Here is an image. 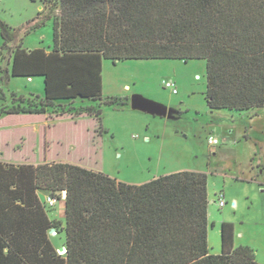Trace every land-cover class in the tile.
<instances>
[{
  "label": "trees",
  "instance_id": "1",
  "mask_svg": "<svg viewBox=\"0 0 264 264\" xmlns=\"http://www.w3.org/2000/svg\"><path fill=\"white\" fill-rule=\"evenodd\" d=\"M59 6L50 52L23 49L0 23V61L11 49L10 75L42 77L44 84L43 96L12 94L8 107L0 93V116H86L100 135L101 107L129 103L102 96L103 60H203L209 111L264 107V0H59ZM37 191L55 206L64 202L62 223L48 219L55 206L40 202ZM208 206L200 172L127 184L65 161L0 163V264H259L251 249L234 247L227 223L221 252L210 253ZM60 235L63 243L53 244Z\"/></svg>",
  "mask_w": 264,
  "mask_h": 264
},
{
  "label": "rangeland",
  "instance_id": "2",
  "mask_svg": "<svg viewBox=\"0 0 264 264\" xmlns=\"http://www.w3.org/2000/svg\"><path fill=\"white\" fill-rule=\"evenodd\" d=\"M59 9V0H0V23L14 30L15 44L21 43L27 50H52L53 18L59 16ZM2 43L0 35V47ZM11 52L4 51L0 61V93L8 98L10 93L24 97L31 92L42 94L41 78L30 83L6 76ZM205 76L203 60H103V94L122 98L127 85L129 98L137 95L161 104L175 111L174 118L133 111L129 103L126 108L102 106V132L98 135V123L93 129L86 116L50 115L49 121L41 118L27 123L38 132L24 134L26 143L30 141L23 148L24 159L32 164L44 158L78 164L127 184H142L171 172L204 173L210 253L221 252V224L227 223L233 227L234 247H248L255 260L264 264V186H258L264 184V107L249 113L209 111L204 99ZM166 81L174 83L176 95L163 88ZM6 123V119L0 122V140L6 138L1 133ZM47 129L54 131V137L47 139ZM209 136L219 144L209 146ZM258 172L262 175L253 179ZM220 196L225 202L222 208L217 204ZM48 216L62 223L58 205ZM53 242L60 246L63 236L54 237Z\"/></svg>",
  "mask_w": 264,
  "mask_h": 264
},
{
  "label": "crops",
  "instance_id": "3",
  "mask_svg": "<svg viewBox=\"0 0 264 264\" xmlns=\"http://www.w3.org/2000/svg\"><path fill=\"white\" fill-rule=\"evenodd\" d=\"M23 49H25V48H23ZM28 51H31V50H28ZM46 51L50 52L51 50H46ZM6 76L8 78L12 77L10 75V63L7 64ZM12 78L28 80L27 78H15V77H12ZM36 78H41L42 81H43L42 77H36ZM32 79L33 78H30L29 82L32 81ZM43 91H44V84H43ZM122 91H123V97L122 98H126V99L129 100V97L126 94L127 92H129V86L125 85L123 87ZM2 93H3V91H2ZM12 94H16V93H10V97H11ZM29 94L43 96V93L42 94H38L37 92H31ZM3 95L5 97V100H4L3 104L5 106H7V107L10 106L11 102H12L11 98L10 97L8 98L4 93H3ZM18 96H20V95H18ZM102 96L103 97H114V96H111V95H105L103 93H102ZM22 97H24V96H22ZM126 106H128V105H124V106H121V107L126 108ZM41 118H44L43 121L51 120L49 114L48 115H22V114H17V115H1L0 116V122L2 120H4V119L8 120V123H6V127H3V129H1L2 130V132H1L2 136H6V138L2 137V140H0V163L1 164H3V165H13V166H21V165L37 166L38 164L43 163V162H50L49 160H47V158H44V160L42 162H38V163L32 164V163L26 162V160L24 159L25 157H24V154H23V148L25 146L27 147L28 143L30 142L28 140V143H26V138L24 139V137H25L24 134H32V135H34V134H36L38 132V130L36 128H34L33 126H29V124H27V123H31V122H34V121L38 122V121L41 120ZM91 120H92V124H93V129H95V127L97 126V122H96V120H93V119H91ZM30 127L33 128L32 129L33 131L29 130ZM43 132L44 131H42V133ZM53 134H54V131H52V130L50 131L49 129H47V133H46L47 139L49 138V135L54 137ZM44 137H43V141L45 140ZM23 144H25V145H23ZM33 145L34 146L36 145V140L35 139H34ZM13 156H15V157H13ZM171 173H174V172H171ZM259 175L261 176L262 174L260 173ZM153 179H155V178H153ZM258 184H259L258 186L262 189L264 184H262L260 182ZM36 194H37L38 199H39L40 202L44 201L42 199V197H46L47 196V193L43 192V191H37ZM63 196H64V194H63ZM57 205L59 206V212L63 213V216H62V222H63L64 216H65V213H64L65 212V204H64L63 201H61ZM46 215H47L48 219L51 220L49 218V216H48V212L46 213ZM54 220H58V219H54ZM52 243L54 244L53 240H52Z\"/></svg>",
  "mask_w": 264,
  "mask_h": 264
},
{
  "label": "water",
  "instance_id": "4",
  "mask_svg": "<svg viewBox=\"0 0 264 264\" xmlns=\"http://www.w3.org/2000/svg\"><path fill=\"white\" fill-rule=\"evenodd\" d=\"M129 106L131 110L138 111L145 113L147 115L158 117L162 119H173L175 115V111L172 109H169L161 104H158L153 101H149L144 99L141 96H132L129 98ZM66 196V194L64 193ZM64 196V198H65ZM63 248H59V251L61 252Z\"/></svg>",
  "mask_w": 264,
  "mask_h": 264
},
{
  "label": "built area",
  "instance_id": "5",
  "mask_svg": "<svg viewBox=\"0 0 264 264\" xmlns=\"http://www.w3.org/2000/svg\"><path fill=\"white\" fill-rule=\"evenodd\" d=\"M163 88L164 89H167L169 90L173 95H176L177 94V90H176V87L174 85V83L172 81H166L163 83ZM207 143L209 146H212V147H215L219 144V141L212 137V136H209L207 138ZM46 204L50 207L54 206L56 204V201L54 199H51L49 197H47V199L45 200ZM217 204L220 208H222L223 206H225V202L222 200V197L220 196V198L217 200ZM234 205V203H232ZM51 236L55 235V232L54 230H52L50 232ZM63 248V247H61ZM58 252L59 254H64L65 253V249L63 248V250L60 252L59 249H58Z\"/></svg>",
  "mask_w": 264,
  "mask_h": 264
},
{
  "label": "flooded vegetation",
  "instance_id": "6",
  "mask_svg": "<svg viewBox=\"0 0 264 264\" xmlns=\"http://www.w3.org/2000/svg\"><path fill=\"white\" fill-rule=\"evenodd\" d=\"M258 176L260 177L259 172L254 174V178L253 179H256V177L258 178Z\"/></svg>",
  "mask_w": 264,
  "mask_h": 264
},
{
  "label": "bare ground",
  "instance_id": "7",
  "mask_svg": "<svg viewBox=\"0 0 264 264\" xmlns=\"http://www.w3.org/2000/svg\"><path fill=\"white\" fill-rule=\"evenodd\" d=\"M65 196V195H64Z\"/></svg>",
  "mask_w": 264,
  "mask_h": 264
}]
</instances>
